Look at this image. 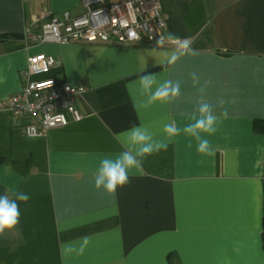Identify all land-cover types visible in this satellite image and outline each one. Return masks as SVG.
<instances>
[{"label": "crops", "instance_id": "crops-1", "mask_svg": "<svg viewBox=\"0 0 264 264\" xmlns=\"http://www.w3.org/2000/svg\"><path fill=\"white\" fill-rule=\"evenodd\" d=\"M159 1L167 28L158 39L172 33L194 50L171 66L157 43L25 39L43 16L82 15V0H0V101L20 92L37 54L59 62L48 77L86 88L76 99L83 119L41 137L25 135L31 118L0 111V195L30 196L0 235V264H264V0ZM147 74L179 80V98L142 107ZM201 95L220 116L213 135L201 133L211 155L181 132L125 186L95 188L101 159L123 150L117 134L143 124L166 140L163 125L191 123Z\"/></svg>", "mask_w": 264, "mask_h": 264}, {"label": "built area", "instance_id": "built-area-1", "mask_svg": "<svg viewBox=\"0 0 264 264\" xmlns=\"http://www.w3.org/2000/svg\"><path fill=\"white\" fill-rule=\"evenodd\" d=\"M82 1L85 7L82 15L66 11L43 16L36 24L40 32L26 28L25 39L38 44L153 46L167 28V17L159 0ZM42 20L45 22L41 24ZM58 65L53 56L29 57L22 89L0 101V111L9 110L15 118H31L32 123L24 129L29 138L44 136L48 130L83 119L76 99L86 88L48 77Z\"/></svg>", "mask_w": 264, "mask_h": 264}, {"label": "clouds", "instance_id": "clouds-1", "mask_svg": "<svg viewBox=\"0 0 264 264\" xmlns=\"http://www.w3.org/2000/svg\"><path fill=\"white\" fill-rule=\"evenodd\" d=\"M157 46L163 60L161 65H174L183 56L194 54L191 47V40L181 39L168 33L162 35L157 40ZM173 45L171 49H166L165 44ZM192 80L194 85L199 84L198 75L193 72ZM52 83L51 81L49 82ZM139 85L146 96L142 107L148 108L156 103H169L181 95V82L179 80L165 79L160 81L155 74L141 75ZM199 91L203 94L204 87ZM224 101H219L223 105ZM224 118L228 117L225 110L221 114ZM191 123L186 124L182 129L177 126L175 121L167 122L163 125L162 132L166 140L157 139L143 124H133L124 132L117 134L121 140L123 150L112 157L101 159L99 167L94 175V185L97 190L103 189L107 192H115L117 188L123 187L129 183V173L133 169H142L143 161L160 151H166L168 142L183 132L193 137L197 142V151L201 154L211 155L212 147L210 141L201 135L206 133L213 135L217 128V122L220 119L215 113L214 106L207 100L201 98L197 101L195 111L190 115ZM122 138V139H121ZM30 196L27 193L13 191L11 195L8 192L0 195V235L6 231L13 230L20 220V207L18 202H27ZM84 244L88 243V237L83 238ZM83 248H81V252Z\"/></svg>", "mask_w": 264, "mask_h": 264}, {"label": "trees", "instance_id": "trees-1", "mask_svg": "<svg viewBox=\"0 0 264 264\" xmlns=\"http://www.w3.org/2000/svg\"><path fill=\"white\" fill-rule=\"evenodd\" d=\"M5 38L19 39L21 37H19V36H7V37H3V39H5Z\"/></svg>", "mask_w": 264, "mask_h": 264}]
</instances>
